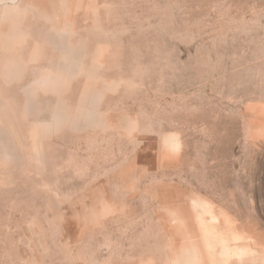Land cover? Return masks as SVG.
<instances>
[{
    "label": "rangeland",
    "instance_id": "rangeland-1",
    "mask_svg": "<svg viewBox=\"0 0 264 264\" xmlns=\"http://www.w3.org/2000/svg\"><path fill=\"white\" fill-rule=\"evenodd\" d=\"M0 264H264V0H0Z\"/></svg>",
    "mask_w": 264,
    "mask_h": 264
},
{
    "label": "bare ground",
    "instance_id": "bare-ground-1",
    "mask_svg": "<svg viewBox=\"0 0 264 264\" xmlns=\"http://www.w3.org/2000/svg\"><path fill=\"white\" fill-rule=\"evenodd\" d=\"M34 69V68H33ZM39 78H41V77H39ZM43 78V77H42ZM41 80V79H40ZM43 80H41L40 82H42ZM32 84H34V81H33V83ZM41 85V84H40ZM196 207V206H195ZM201 214H204L203 212L201 213ZM214 231V230H213ZM236 248V247H235ZM241 248V247H240ZM231 249H232V247H231ZM237 251V250H236Z\"/></svg>",
    "mask_w": 264,
    "mask_h": 264
}]
</instances>
